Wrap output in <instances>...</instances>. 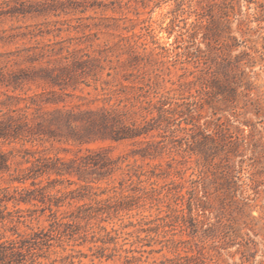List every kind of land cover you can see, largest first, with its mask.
<instances>
[{"label":"rangeland","instance_id":"obj_1","mask_svg":"<svg viewBox=\"0 0 264 264\" xmlns=\"http://www.w3.org/2000/svg\"><path fill=\"white\" fill-rule=\"evenodd\" d=\"M3 1L0 0V59L5 70L30 71L31 64L22 59V54L25 48L35 45L31 33L38 28L44 32L49 29L52 33L36 39L42 43L71 39L72 47L100 59L104 66L98 72L100 83L109 81L114 86L123 82L135 87L149 83L153 102L163 95L172 102L174 118L193 117L199 125L196 130L175 134L162 129L159 134L153 131L154 136L147 138L152 143L150 151L159 153V146H164L156 159L133 155L146 144L131 141H97L89 146L108 148L113 157H125V163L140 165L148 173L150 166L158 164L160 177L154 178L158 186L176 178L172 173L181 170V181L188 187V179L197 177L199 163L203 174L198 196L205 210L196 211L197 233L193 236L189 234L192 226L188 221L186 231H180V224L172 220L174 238L190 240L192 252L206 264H264V0H79L78 10L87 6L86 10L59 16H9L3 13L8 9ZM92 2L95 6L90 7ZM57 28L62 29L59 34ZM108 71L110 76L106 75ZM87 80L92 82L91 76ZM21 87L23 91L15 92L0 87V102H10L4 93L23 96V92L42 90V86L32 82H24ZM81 87L74 93L84 100L74 95L70 100L87 108L85 102L98 91L92 87L80 90ZM194 101L197 103L192 105ZM96 104L101 102L89 106ZM190 105L191 115L186 110ZM181 125L185 123L182 121ZM195 133L194 140L189 134ZM204 134L209 136L205 138ZM1 147L7 151L11 146ZM35 147L65 158L73 157L78 149L58 142H38ZM124 176L125 171L118 170L111 178L92 186L103 189L107 183L117 185ZM70 179L72 184L64 180L52 190L64 192L58 194L64 200L57 215L76 213L81 204L96 209V200L78 199L84 193L80 188L82 182L75 177ZM4 185L0 181V186ZM144 185L149 189L148 184ZM152 196L146 195L144 206L128 213L97 214L88 220L87 226L92 228L84 243L75 234L76 240L65 241L61 247L34 250L47 255L37 261L51 264L55 258L68 256L66 262L71 264H160L174 257L166 248L157 252L161 248L158 243L146 245L150 240L147 232L141 230L152 227V223L146 222L158 213L151 205ZM105 197L107 194H101L97 199ZM35 202L36 206H18L34 209L39 216L38 221L27 222L28 226L20 225L21 233L49 226L48 201ZM167 204L175 206L169 195L162 199L163 210ZM8 208L12 210L13 205L9 203ZM85 224V219L80 221L81 226ZM97 225L104 226L115 237L114 242L107 244L104 255L100 249L103 232H99ZM91 230L95 237H91ZM109 254L112 256L107 259ZM25 260L24 264H29V256Z\"/></svg>","mask_w":264,"mask_h":264},{"label":"trees","instance_id":"obj_2","mask_svg":"<svg viewBox=\"0 0 264 264\" xmlns=\"http://www.w3.org/2000/svg\"><path fill=\"white\" fill-rule=\"evenodd\" d=\"M3 3L8 6L3 13L9 16L28 14L59 16L70 11L83 12L87 7L78 10L81 6L79 0L44 2L4 0ZM94 3L92 2L90 7L95 6ZM57 30L58 34L62 31L61 28ZM50 33L52 31L49 29L44 32L40 28L37 32L31 33L30 37L34 38L35 45L25 48L22 54V59L31 64L30 71L25 68H20L17 72L7 71L4 69L6 65H2L0 59V87L15 92L23 91L21 84L24 82L42 86L41 91H34L31 94L23 92V96L4 93L10 102L6 103L4 100L0 102L3 105L0 108V181L5 183L4 186H0V264H24L27 256H29V264H41L37 259L47 258V255L34 250L41 251L45 247L48 251L54 245L61 247L65 241L76 240L75 234L77 238L82 239L81 243H84L87 231L92 228L87 226L88 220L93 219L97 214L117 215L120 212L128 213L132 209H139L144 206L148 194L153 195L151 205H155L158 213L154 219L146 222L152 223L153 226L141 230L147 232L150 240L146 245L158 243L161 248L157 252L166 248L175 254L174 257L161 261L160 264H206L199 255L192 252L190 240L174 238L175 232L171 226L173 220L180 224V231H186L188 221L192 226L189 234L193 236L197 233L196 211L205 210L198 196L203 174L199 163L197 177L188 179L190 184L188 187L181 181L183 179L181 170L172 173L176 178L158 186L154 179L160 177V172H157L158 164L150 166L148 173L140 165L125 163V157H113L108 148L89 146L97 141H131L146 144L145 147L134 151L133 155L138 154L142 159H156L161 155L164 146H159V153L150 151L152 143L147 138L154 136L153 131L158 132L162 129L171 134L187 133L188 130L198 129L199 125L193 117L174 118L175 109L170 107L172 102L163 95L153 102L149 96V83H144L147 88L135 87L123 82H118L114 86H110L109 81L100 83L98 72L104 70L100 59L72 47L71 39L48 43L36 39L38 36L43 37ZM109 68L115 69L111 66ZM106 75L110 76L111 72H106ZM89 76L92 82L87 80ZM79 86H83L80 90L84 87H92L98 91L93 99L85 102L87 108L70 100L73 95L79 100L82 99L74 93ZM154 93L153 97L157 92ZM97 101L101 104L89 106ZM196 103L197 101H194L192 105ZM186 110L191 115L193 107L190 105ZM182 121L185 126L181 125ZM196 135V133L189 134L194 140ZM208 136L209 134L203 135L205 138ZM38 142L66 143L78 149L73 157L65 158L57 153L51 155L44 149L35 147ZM4 145L11 147L5 151L1 147ZM64 151L70 150L64 148ZM118 170H124L125 176L117 185L107 183L103 189L92 186L94 183L111 178ZM5 175L7 177L3 178ZM73 177L78 182H82L80 188L84 193L77 196L78 199L96 200L97 207L93 209L91 206L81 204L76 207V213L59 217L57 209L64 199L58 194L64 195V192L58 189L52 193V190L64 180L72 184L70 178ZM43 180H46L45 184ZM15 183L18 185H14ZM144 184H148L149 189ZM101 194H107V197L97 199ZM168 195L174 199L175 206L167 204L166 209L163 210L162 199ZM72 198L74 197L71 196ZM46 200L50 212L48 228L32 230L28 233L19 232L20 225L28 226L27 222L38 221L39 216L34 209L23 210L18 206L21 203L36 206L35 201L45 203ZM9 203L13 205L12 210L8 208ZM176 206L179 207L178 210L175 209ZM53 207L56 208L55 211ZM162 211L163 215H159ZM83 219L86 220V224L81 226L80 221ZM72 226L77 227L69 232L68 228ZM97 228L99 232H103L100 249L101 255H104L103 252L109 248L107 244L114 242L115 237L111 236L110 231L104 226L97 225ZM93 232L91 230V237H95ZM179 251L185 254L181 255ZM111 256L109 254L106 257L108 259ZM67 258L68 256L55 258L51 264H71L66 262Z\"/></svg>","mask_w":264,"mask_h":264}]
</instances>
